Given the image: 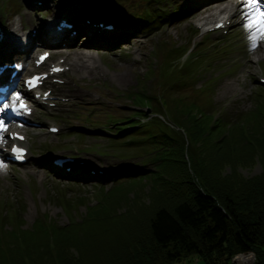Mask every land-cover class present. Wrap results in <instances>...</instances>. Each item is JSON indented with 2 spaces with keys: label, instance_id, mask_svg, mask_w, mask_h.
Masks as SVG:
<instances>
[{
  "label": "rangeland",
  "instance_id": "1",
  "mask_svg": "<svg viewBox=\"0 0 264 264\" xmlns=\"http://www.w3.org/2000/svg\"><path fill=\"white\" fill-rule=\"evenodd\" d=\"M148 1L154 3L149 4ZM219 1L222 0H116L120 7L128 10L120 13L109 5L105 7L112 14V19L120 23L119 31H126L119 39L127 42L120 43L103 36L94 25L89 26L84 21L85 28H81L80 35L64 39L60 48L52 49L48 65L33 70L50 71L51 63L55 64L60 59L68 65V59L76 58V55L67 56L63 49L78 45L85 46L83 59L93 61V67L85 72L71 68L53 74L48 88H44L53 89V94L47 96L52 106L34 105V118L42 125L12 124L27 135L28 140L24 143L30 147L31 154L30 160L23 165L3 163L0 156V166L6 169L5 174L0 175V249L8 241H11L9 248L17 245L15 238L10 240L9 235L12 234L9 233L18 232L19 227L29 232L35 229V225H43L45 229L49 225L62 229L72 225L93 237L91 219L95 222L113 219L124 212L136 211L140 202H149L153 186L149 178L132 181L121 178L119 182L108 181L102 185L95 181L65 180L41 164L48 156L72 155L98 167L97 170L105 172L104 176L107 171L115 174L117 170L131 169L138 170L136 173L139 174L156 168L158 162L154 164L153 158L159 157L163 147L157 151L158 146L148 138V131L158 120L142 122L149 117L143 113L147 105L135 102V93L150 98L149 104L152 105L147 111L150 117L158 116L159 108L162 109L160 121L180 131L184 139L188 121H180V117L186 113L196 117L200 123L204 119L212 125L218 121L223 132L219 131L216 136L220 133L222 137L242 134L249 127L248 123L257 121L255 116L260 122L264 121V81H261L264 78V38L259 36L260 33L251 34L253 25L247 22L249 17L245 8L228 27L203 33L216 20L228 19L232 12V9L218 11L209 17L208 25L203 24L204 20H199V17L210 14L207 9ZM250 5L245 4V7ZM254 7L264 12L262 0H258ZM54 11V0H46L44 5L29 3L28 0H0V29L8 33L2 47L18 29V36L24 38L22 34H25L30 48L25 55L19 46L11 45V54H0V63L21 57L28 62L43 50L37 48L38 45L52 46L56 40L44 35L41 20L53 18ZM131 11L138 12L136 18L146 22L145 27L142 22L132 24L125 19L124 15L132 16ZM259 13H252V20H261ZM197 14L200 16L196 17ZM76 21L79 22L78 19ZM254 23L258 25V22ZM35 27L39 31L33 37L31 29ZM132 33L138 36L133 37ZM256 36L261 46L259 50L254 49ZM106 39L111 41H104ZM89 44L94 45L89 47ZM86 52L90 56L85 55ZM58 94L63 97H58ZM260 99L263 105L257 112ZM138 115L142 116V121ZM129 119L133 120L125 123ZM224 124H227L226 128ZM52 125L60 128L59 133L50 131ZM103 126L111 127L114 134L129 127L138 129L127 132L132 133L125 137L112 139L110 129L108 133L102 131ZM127 138L135 144L125 146ZM110 143L114 147H110ZM194 147L201 149L199 144ZM99 150L105 153L98 154L96 151ZM111 150L115 152L110 153ZM149 151L152 153L145 159L144 155ZM137 163L145 165L138 166V169L131 165L137 166ZM239 170L246 177H251L260 173L262 166L258 160L254 165ZM227 171L229 167L225 169ZM122 184L125 185L120 186ZM68 201L71 206L67 205ZM19 219H22L20 226ZM50 248L56 252L54 241L50 242ZM172 264L206 263L198 256H192Z\"/></svg>",
  "mask_w": 264,
  "mask_h": 264
},
{
  "label": "trees",
  "instance_id": "2",
  "mask_svg": "<svg viewBox=\"0 0 264 264\" xmlns=\"http://www.w3.org/2000/svg\"><path fill=\"white\" fill-rule=\"evenodd\" d=\"M71 11L106 18L91 3ZM137 94L135 102L151 107L148 96ZM261 104L260 99L257 112ZM254 118L257 121L248 123L242 134L222 137L221 123L212 125L208 119L200 123L186 113L180 117L188 121L184 139L156 117L158 123L148 131L157 151L163 147L159 157L153 156L156 168L144 174L125 171L123 177L98 178L101 183L108 178L115 183L121 178H149L153 186L148 203L140 202L136 211L113 219H91L93 237L72 225L65 229L49 225L51 232L43 225L29 232L19 227L9 233L17 245L9 248L7 238L8 244L0 249V264H172L192 256L206 264H234V254L250 250L255 251L257 264H264V121ZM198 144L200 151L194 147ZM258 160L260 173L246 177L240 172ZM67 205L71 206L69 201ZM51 241L56 252L50 250Z\"/></svg>",
  "mask_w": 264,
  "mask_h": 264
},
{
  "label": "bare ground",
  "instance_id": "3",
  "mask_svg": "<svg viewBox=\"0 0 264 264\" xmlns=\"http://www.w3.org/2000/svg\"><path fill=\"white\" fill-rule=\"evenodd\" d=\"M245 4L246 5L248 4V3H246V0H222V1H219L217 3H214V4L210 5V7L207 9L208 12H210V14L208 13V15H204V16H200V15L197 14L195 16L196 17L200 16L199 20L203 19L204 20L203 24L208 25L209 24V17L211 15H214L218 11H224V10L232 9V12L228 16V19H226V20L225 19L216 20L215 21V25L209 26L207 29L203 30V33H207V32H209L211 30L214 31V29L217 26H219V24L216 25L217 22L223 20L224 21L223 23H226L229 20L231 21V20L241 16L242 13H243L242 9L245 8V11L247 12V15L249 17L247 19V22L253 25V30L254 31L251 34L252 35H256L257 33H260L259 36L264 38V32H262V26L260 24V19L252 20V18L250 17L252 13L256 15L260 11L258 10L257 7H254V5H250L248 7H245ZM253 21L254 22H258V25L256 26ZM254 38H255V41H254L255 47H254V49L255 50L261 49V46L258 44V37L256 36ZM89 45H90L89 47H91L94 44H89ZM84 49H85V46H81V45H78V46H76L74 48L63 49V50H65V54L67 56H69L71 54L76 55V58L68 59V63L67 64H69L72 69L77 70L78 72H80V71H84L85 72L86 70L91 69L93 67L92 64H91L93 61L92 62H88V59H83L84 56L82 54L85 53ZM250 49L251 48H249V50ZM38 54L36 56H38ZM85 55L90 56V54H88L87 52H86ZM249 61H250V63H252V59L251 58H249ZM57 65L64 66L65 64L62 65L61 63H57V64H55L53 66H57ZM230 86H232V84H230ZM52 92H53V90H52ZM59 97H62L61 94H59ZM11 128H16V127L12 126V123H10L8 125L4 124V129L5 130L0 132V144L5 143V141H9L8 140L9 137L8 138L5 137V134L9 133V129H11ZM0 146H2V145H0ZM28 154H30V153H28ZM5 170L6 169L4 167L0 166V175L1 174H5ZM250 251H253V250H250ZM247 252H249V251H247ZM247 252H243L242 251V252H238V253L234 254L233 257H232V261L233 262L235 261L236 264H257V256H256V259H255V257H253V255H251V254L241 255V254H244V253H247ZM253 252L255 253V251H253ZM255 255H256V253H255Z\"/></svg>",
  "mask_w": 264,
  "mask_h": 264
},
{
  "label": "snow or ice",
  "instance_id": "4",
  "mask_svg": "<svg viewBox=\"0 0 264 264\" xmlns=\"http://www.w3.org/2000/svg\"><path fill=\"white\" fill-rule=\"evenodd\" d=\"M246 3L251 4V5H256L258 3V0H246ZM261 20H260V24L262 26V32H264V12H260L259 13ZM245 27H247V25H245ZM43 59V57H42ZM54 71H58V69H54ZM39 80V77H34L33 80L29 81V84L34 85V81ZM19 94H17L16 99H19ZM8 105L6 104L3 108H0V113L4 112L5 108H7ZM21 107H24V105L22 104ZM13 111H16L15 108H13ZM4 121L0 120V132L4 131ZM14 152H19L20 150L18 149H13Z\"/></svg>",
  "mask_w": 264,
  "mask_h": 264
},
{
  "label": "built area",
  "instance_id": "5",
  "mask_svg": "<svg viewBox=\"0 0 264 264\" xmlns=\"http://www.w3.org/2000/svg\"><path fill=\"white\" fill-rule=\"evenodd\" d=\"M248 254L253 255V257H255V259H256V255H255V253H254L253 251H249V252L244 253V254H241V255H248ZM234 263H235V261H234ZM235 264H236V263H235Z\"/></svg>",
  "mask_w": 264,
  "mask_h": 264
}]
</instances>
